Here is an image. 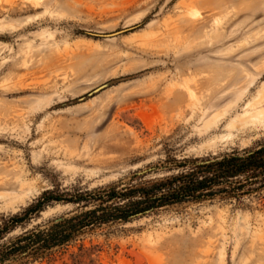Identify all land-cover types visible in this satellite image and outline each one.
I'll list each match as a JSON object with an SVG mask.
<instances>
[{
	"label": "rangeland",
	"instance_id": "rangeland-1",
	"mask_svg": "<svg viewBox=\"0 0 264 264\" xmlns=\"http://www.w3.org/2000/svg\"><path fill=\"white\" fill-rule=\"evenodd\" d=\"M263 143L264 0H0V219ZM30 264H264V193L166 206Z\"/></svg>",
	"mask_w": 264,
	"mask_h": 264
},
{
	"label": "trees",
	"instance_id": "trees-1",
	"mask_svg": "<svg viewBox=\"0 0 264 264\" xmlns=\"http://www.w3.org/2000/svg\"><path fill=\"white\" fill-rule=\"evenodd\" d=\"M169 175L129 186L42 192L20 211L0 219V264H30L51 258L79 236L105 225L129 222L160 208L188 202L235 201L264 193V143L214 156L173 160ZM74 209L43 225L24 229L48 204ZM22 232L10 236L16 229Z\"/></svg>",
	"mask_w": 264,
	"mask_h": 264
},
{
	"label": "water",
	"instance_id": "water-1",
	"mask_svg": "<svg viewBox=\"0 0 264 264\" xmlns=\"http://www.w3.org/2000/svg\"><path fill=\"white\" fill-rule=\"evenodd\" d=\"M132 28L133 27H130V28H127V29H121V30H117V31H114V32H111V33H107V34H93V36H96V37H114V36H117V35H120V34L126 32V31H128V30H130ZM105 86L106 85L99 86L97 89H95V92L101 90ZM153 169H156V168H150V170H153ZM60 219H61V217L56 218L54 221H58Z\"/></svg>",
	"mask_w": 264,
	"mask_h": 264
},
{
	"label": "bare ground",
	"instance_id": "bare-ground-1",
	"mask_svg": "<svg viewBox=\"0 0 264 264\" xmlns=\"http://www.w3.org/2000/svg\"><path fill=\"white\" fill-rule=\"evenodd\" d=\"M253 119V118H252Z\"/></svg>",
	"mask_w": 264,
	"mask_h": 264
}]
</instances>
